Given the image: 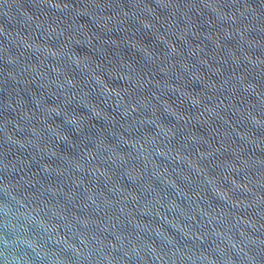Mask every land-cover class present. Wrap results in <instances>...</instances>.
I'll return each instance as SVG.
<instances>
[{
  "label": "water",
  "instance_id": "95a60500",
  "mask_svg": "<svg viewBox=\"0 0 264 264\" xmlns=\"http://www.w3.org/2000/svg\"><path fill=\"white\" fill-rule=\"evenodd\" d=\"M0 264H264V0H0Z\"/></svg>",
  "mask_w": 264,
  "mask_h": 264
}]
</instances>
